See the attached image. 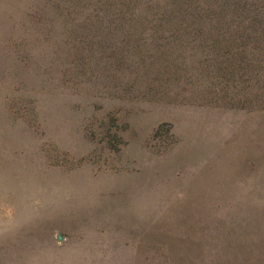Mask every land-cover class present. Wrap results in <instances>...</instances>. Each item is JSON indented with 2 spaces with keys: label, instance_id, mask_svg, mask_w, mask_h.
I'll return each mask as SVG.
<instances>
[{
  "label": "rangeland",
  "instance_id": "1",
  "mask_svg": "<svg viewBox=\"0 0 264 264\" xmlns=\"http://www.w3.org/2000/svg\"><path fill=\"white\" fill-rule=\"evenodd\" d=\"M0 264H264V0H0Z\"/></svg>",
  "mask_w": 264,
  "mask_h": 264
}]
</instances>
